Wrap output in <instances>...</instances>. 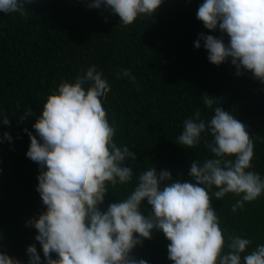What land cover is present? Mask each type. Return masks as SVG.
<instances>
[{"label": "trees", "instance_id": "16d2710c", "mask_svg": "<svg viewBox=\"0 0 264 264\" xmlns=\"http://www.w3.org/2000/svg\"><path fill=\"white\" fill-rule=\"evenodd\" d=\"M204 2L163 0L153 16H140L127 27L109 9L90 8L86 0H35L25 4L27 19L0 12V112L10 120L3 124L0 116V251L28 264L27 248L35 244L44 264L37 230L28 224L46 211L37 191L40 166L26 155L28 133L39 139L33 125L47 97L92 65L111 86L103 106L116 128L114 141L136 154L135 161L125 162L133 170L132 181L117 185V190L109 188L99 206L102 211L129 195L139 173L152 167L158 173L170 171L172 182L196 183L189 175L191 165L214 158L205 147L213 137L202 133L194 149L180 145L177 137L196 111L206 123L214 115L216 105L209 109L205 95L218 98L220 107L247 126L254 141L253 167L247 171L264 180V83L247 70L237 75L230 58L220 65L210 62L202 40L201 47H195L201 33L229 41L226 33L205 28L197 18ZM122 69L131 70L134 83L118 78ZM29 109L33 114L24 116ZM5 132L11 141L4 138ZM216 190H209L210 195ZM240 198L228 193L217 200L213 195L212 206L225 236L252 241L243 256L264 244V193L233 212ZM150 209L145 199L141 211L147 215ZM169 243L154 229L152 238L137 245L132 256L148 264H174L168 258Z\"/></svg>", "mask_w": 264, "mask_h": 264}, {"label": "clouds", "instance_id": "9594fccd", "mask_svg": "<svg viewBox=\"0 0 264 264\" xmlns=\"http://www.w3.org/2000/svg\"><path fill=\"white\" fill-rule=\"evenodd\" d=\"M34 2L0 0V12L27 19L25 4ZM86 2L90 8L109 9L127 27L140 16H153L163 0ZM197 18L205 28H219L229 37L226 44L223 38L200 34L195 47L200 48L202 40L210 62L220 65L230 58L237 75L247 70L264 83V0H205ZM117 76L136 80L131 70L122 69ZM110 90L95 65L81 69L74 82H61L58 91L47 97L33 125L39 139L28 133L31 143L26 155L40 166L37 191L46 205V211L28 224L37 230L35 240L42 246L44 264H148L132 252L152 238L154 229L170 241L168 258L174 264H264V244L242 256L252 241L225 236L212 206L213 195L220 200L233 193L241 197L232 206L236 212L264 193L260 174L247 171L253 167L252 134L219 106L216 97L203 98L209 109L216 105L211 119L206 123L196 111L183 122L177 137L180 145L192 149L200 144L202 133L213 137L205 147L214 158L191 165L189 175L196 183L172 182L170 171L158 173L152 167L139 173L136 186L123 200L111 203L107 211L100 209L109 188L117 190V185L132 181L133 170L125 162L136 159L128 146L119 147L114 141L116 128L103 106ZM32 114L29 109L24 116ZM0 116L3 124H10L5 113ZM4 138L12 140L7 132ZM214 186L218 190L210 195ZM145 199L151 206L147 215L141 211ZM27 253L28 264H42L35 244L28 246ZM0 264L22 262L0 251Z\"/></svg>", "mask_w": 264, "mask_h": 264}]
</instances>
